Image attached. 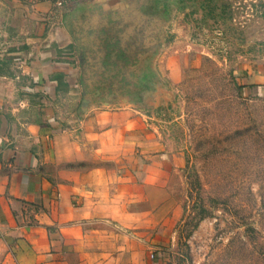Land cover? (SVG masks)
<instances>
[{
    "label": "crops",
    "instance_id": "obj_1",
    "mask_svg": "<svg viewBox=\"0 0 264 264\" xmlns=\"http://www.w3.org/2000/svg\"><path fill=\"white\" fill-rule=\"evenodd\" d=\"M134 1L0 0V264H149L150 230L175 224L181 158L139 106L160 64L176 74L175 10ZM240 82L263 95L264 67Z\"/></svg>",
    "mask_w": 264,
    "mask_h": 264
},
{
    "label": "rangeland",
    "instance_id": "obj_2",
    "mask_svg": "<svg viewBox=\"0 0 264 264\" xmlns=\"http://www.w3.org/2000/svg\"><path fill=\"white\" fill-rule=\"evenodd\" d=\"M134 2L166 23L175 10L165 50L176 74L160 64L139 104L183 167L168 180L177 220L150 230L149 264H264V94L239 88L245 66L264 67V0Z\"/></svg>",
    "mask_w": 264,
    "mask_h": 264
},
{
    "label": "built area",
    "instance_id": "obj_3",
    "mask_svg": "<svg viewBox=\"0 0 264 264\" xmlns=\"http://www.w3.org/2000/svg\"><path fill=\"white\" fill-rule=\"evenodd\" d=\"M34 1H48L54 7L60 8V7L64 6L68 1H78V0H34Z\"/></svg>",
    "mask_w": 264,
    "mask_h": 264
},
{
    "label": "trees",
    "instance_id": "obj_4",
    "mask_svg": "<svg viewBox=\"0 0 264 264\" xmlns=\"http://www.w3.org/2000/svg\"><path fill=\"white\" fill-rule=\"evenodd\" d=\"M240 89H243L245 87H242L240 86L239 87ZM247 89L249 90V93L252 95L254 94L255 96H259L258 92H257V86H254V85H251V86H248Z\"/></svg>",
    "mask_w": 264,
    "mask_h": 264
}]
</instances>
